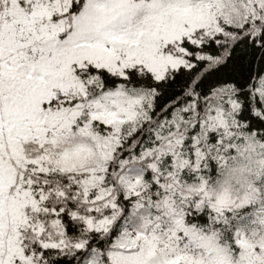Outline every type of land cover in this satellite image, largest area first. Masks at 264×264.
I'll list each match as a JSON object with an SVG mask.
<instances>
[{
    "label": "snow or ice",
    "instance_id": "6c2138e0",
    "mask_svg": "<svg viewBox=\"0 0 264 264\" xmlns=\"http://www.w3.org/2000/svg\"><path fill=\"white\" fill-rule=\"evenodd\" d=\"M0 264H264V0H0Z\"/></svg>",
    "mask_w": 264,
    "mask_h": 264
}]
</instances>
